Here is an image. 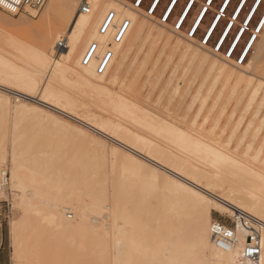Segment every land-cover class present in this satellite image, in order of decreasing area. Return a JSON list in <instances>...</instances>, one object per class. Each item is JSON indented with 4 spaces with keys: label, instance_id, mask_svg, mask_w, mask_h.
<instances>
[{
    "label": "bare ground",
    "instance_id": "6f19581e",
    "mask_svg": "<svg viewBox=\"0 0 264 264\" xmlns=\"http://www.w3.org/2000/svg\"><path fill=\"white\" fill-rule=\"evenodd\" d=\"M84 1L90 6V11L87 14L78 13L77 0H49L44 7V20L57 17L64 26H68V29L63 28L60 31V33L64 32L63 41L65 42L64 50L65 48L66 50L59 59L55 60L50 56L54 50L57 36L50 29L43 34L40 50L35 51L28 46H15V49L19 51L17 60L30 68L34 80L38 74L45 77L44 81L41 82L38 94L36 96L31 95L28 90L20 85L15 74L4 70L1 65L0 87L19 97L13 105L17 118L19 116L22 118L29 112L25 104L30 99H35L49 110L64 113L96 132L111 137L117 144L110 147V158L114 159L118 155L121 157V163L117 171L115 166L111 165L110 172L108 171L110 175L112 174L110 181L107 178L108 175L105 177V173L99 170L101 164L95 168L96 163L93 166L97 170L93 171L92 174L83 176L79 172L81 170L76 169L77 163L70 162L67 158L70 156L67 155L66 157L62 152L63 150L59 149L61 146L54 143L57 147H39L40 139L38 137L40 133L38 132L40 129H34L30 127L31 125H28L29 127L24 125L23 120L14 121L10 129L5 128V132H2L0 136V176L4 171L8 174L3 199L9 197H7L9 190L13 207L20 210L19 218L9 224V235L16 247V258L21 257L23 259L22 263L16 264H34V259L37 260V257L39 259L43 257L45 259L42 258L43 262L50 258L51 262V257L53 256V260L54 255L61 254L63 249L66 252V247L64 246L65 248L63 247L56 254L49 249L51 255L47 250L48 246H45L47 251H41V247L45 244L51 246L49 243L52 240L53 242L57 240L58 242L63 241V245L66 243L71 245L70 247H75L79 246L80 242L83 243L84 239V242L89 239L97 243L99 249L101 248L98 251L103 256L97 250L95 251L96 255L97 253L100 254L103 257H100L101 260H105L107 257L105 262L108 264H261V261L264 260V244H262L264 241V155L261 153L263 152L261 147L254 150L250 157L246 156L248 154L241 156L240 162H236L234 158L239 155V150H229L235 155L233 157L235 163L227 156L219 158L217 155L200 154L195 157L181 151L180 154H173L153 147H148L146 150L144 140L111 132L106 128L97 126L90 120L73 114L61 102V96L55 85L62 76L60 74L64 72L63 67L68 60L73 59L78 50L80 51L83 42L90 38V34L99 28L110 12L120 15V21L122 19L129 20L130 27L137 26L138 30L147 29L152 34L155 32L154 26L157 25L153 11L151 15L147 13V17H144L141 7L134 10V6H131L127 0ZM161 1L159 0V4ZM179 1L172 0L169 2L166 7L171 12L164 10L163 16L169 17L170 15L171 17ZM197 1L189 0L184 6L183 12L187 18ZM152 2L155 3L156 0H152ZM190 5L192 7H189ZM157 8H155V12ZM204 9H208V12L212 11V6L209 8L204 1V5L200 9L201 16L196 15L195 20L205 19L207 14H203ZM28 12L30 14L35 11L29 10ZM257 12L249 13L253 16L251 24ZM219 15L226 17L224 13H219ZM179 16L180 19H177L176 24L184 26L186 22L184 15L180 13ZM140 17L144 19L140 20ZM168 20L164 19L162 21L164 24L160 25L163 30L166 29L169 32L167 33L168 36L166 34V42L172 41L170 33L174 34L167 29ZM212 23L216 22L211 20L209 25ZM220 23L221 21L219 25ZM201 24L192 23L191 27L199 30ZM251 24L244 25L246 31H249L248 27ZM209 25L207 29L213 36L217 28L213 30ZM255 27L259 29L258 24ZM182 28L177 27L178 34H174L177 36V39L173 37L175 40L172 41L174 50H178L181 46L182 35L180 30ZM224 30L229 31L230 34L232 32L226 28ZM246 31L243 33V38ZM230 34L222 45L216 39L215 43L216 45L219 44V52L224 48ZM253 34L255 39L248 38L238 55L239 58H243L240 65L233 61L232 56L221 58L219 52L218 54L215 51L209 52L208 44L211 39L209 40L205 36V32L203 34L205 42L202 41L203 43L197 46L195 35L191 33L190 39L186 41V44L184 43V48L181 50H183V55L189 53L192 61L198 57L200 59L199 64L197 63L198 69L206 66L208 76L215 72L217 78L222 75L227 78L234 77L236 85L231 87V94L228 97L238 91L236 89H238L237 86L240 82V85L245 82L240 95L241 97L250 96V105L256 100L255 116H257L256 113L264 108V31H254ZM158 35L163 38L164 31H159ZM258 35L262 39L259 46L258 43L256 44ZM243 38L239 41L232 38L230 44L235 45V47L228 45L227 51L230 49L231 54H235ZM221 39L224 38L221 37ZM120 44L121 42L117 45L120 46ZM200 49L202 50L201 53ZM252 51L253 55L250 57ZM250 58H252L251 62ZM248 59L250 67L248 68V63L242 67L246 61L248 62ZM245 69L251 73L248 79H245ZM199 73L197 71V74ZM208 76L206 75V78ZM201 88L200 86L197 89V96L202 92ZM221 88L209 106L202 124L198 127L202 133L205 130L203 129L204 124L209 118L214 119L211 126L213 130L222 120L223 112L224 115L226 114L225 106L223 108L222 104L219 103L224 85ZM209 95L207 93L205 97L203 96L200 108L194 113L192 122L195 123L201 115ZM191 107V104L187 106L185 115H190ZM0 108L3 111H8L10 108L9 103L1 95ZM213 113L215 115L212 116ZM35 118L37 120L40 118L39 113L35 114ZM254 118L248 122L245 132L248 133L253 129ZM231 119L230 116L223 124V130L231 127ZM259 121L260 124L254 128L253 136L260 134L264 128L262 127L264 116ZM43 135L41 136L43 137ZM80 135L103 147V143L86 130L80 128ZM4 141H8V156L2 147ZM260 143L264 146V140ZM249 148L252 151L251 144ZM246 160L250 161V167L246 165ZM7 163L8 169L1 168L3 164ZM101 173L103 176L98 177L97 175ZM79 182H83L84 185L81 186ZM107 182L108 186L111 187L110 194V191L108 192L106 189L108 188L105 185ZM201 198L211 201L214 207L210 211L207 210ZM153 201L154 204H151L150 202ZM212 210L221 214L228 212V217L233 221L236 243L228 252L217 249L210 240L209 225L212 221L210 216ZM233 210L242 211L256 218L263 225L259 232L260 254L253 261L246 260L242 256L247 231L233 214ZM42 244L43 246H40ZM73 249L69 250V253ZM63 256L65 257V253ZM98 260L99 264H103L104 261L102 260L100 263L99 257ZM38 261H35V264H38Z\"/></svg>",
    "mask_w": 264,
    "mask_h": 264
},
{
    "label": "rangeland",
    "instance_id": "374dc122",
    "mask_svg": "<svg viewBox=\"0 0 264 264\" xmlns=\"http://www.w3.org/2000/svg\"><path fill=\"white\" fill-rule=\"evenodd\" d=\"M48 1L49 0L46 1L41 10L30 13L29 15L11 16L0 11V65L4 70L13 72L20 85L33 96L38 94L41 82L44 81L45 77L42 74H38L36 80H34L30 73V68L17 60L19 51L15 49V46H28L35 51L40 50L42 47L43 34L46 30L50 29L57 35L54 50L50 56L52 59L57 60L63 55L66 48L65 50L64 47L57 49V44L58 40H63L64 38V32L60 33V31L63 28L68 29V26H64L57 17L44 20L45 16L43 15V11ZM127 1H129L128 3H130L131 6L133 5L132 0ZM188 1L189 0H180L167 22V29L174 32V34H178V31L176 30L177 27H173V23L176 24L177 17ZM204 1L205 0H198L195 3L183 28L180 30L182 35V40L180 41H182L183 44L181 42L180 49L178 48V50H174L172 43V41L174 42V40L177 39V36L170 33L172 41L166 42L167 33L169 32L166 31V29L163 30L160 26L164 24L162 23L163 18L161 14L164 12L169 0H162L155 12L154 17L157 25L154 26V34L147 29L138 30L137 26H131L127 30L128 32L125 34L126 37L124 36L125 38L120 46L113 43L112 40L114 29L120 23V15H115L116 18L113 22V27L109 29L107 34L100 35L98 28L94 33L90 34V38H88L86 42H83L80 51H77L73 59L66 62L63 67L64 72L60 74L62 76L55 85L56 90L61 96V102L65 104L73 114L86 118L97 126L106 128L111 132L122 133L124 135L133 136L136 139L144 140L146 142V150H148V147H153L169 151L173 154H180L181 151L195 157L200 154H205L206 156L217 155L219 158L227 156L234 163L235 161L240 162L241 156L243 155L248 154L246 156L250 157V155H253L254 150H258L260 147L263 149L261 153L264 155V146L260 143L264 140V128H262L263 130L261 129L262 131L260 130L261 132L260 134L258 133L257 136H253L254 134H252L254 128L260 124L259 119L264 116V108L263 110L261 108V111H258L261 113L257 112V116H255V111L257 109L256 100L250 105V96L245 95L241 97L240 94L243 91L242 89L245 86V82L242 81L243 83L241 85L240 82L237 86L238 89H236L238 91H235L234 94L228 97L231 94L230 89L236 85V79L234 77V79L232 77L231 79L222 75L217 78L215 72L210 73L208 76L206 66L200 68L201 70L198 69V61H200L198 57L196 58L197 60L195 59V61H192L193 59L189 53L186 55L182 53L183 50L181 49L184 48V45L187 43L186 41L190 39V32L187 30L195 19L197 12L203 7ZM80 2H84V0H77V11L79 10ZM148 3L149 0H144V6L141 7L144 17H147L146 14L148 12L145 14V9ZM219 4L220 0L214 1L212 11L207 13L196 33L195 38L197 46L203 43L201 36H203L205 29H207L213 15L216 14L217 5ZM248 4L251 5V0L248 1ZM233 7H235V0H232L227 11L229 13L232 12ZM263 11L264 7H261L257 12L254 21L248 27L249 31H246L238 50L232 58L233 61H236L246 40L254 37L252 25L256 26V21L260 18ZM244 12H248L247 7L244 9ZM241 18H243V14H241ZM142 19L144 18L140 17V20ZM224 19H227V16ZM223 27L224 23L221 21L208 44L209 52L214 51L213 44H216L217 36L220 35V29ZM159 31H164L165 35L163 38L158 35ZM234 34L235 31L232 30L224 48L219 52L221 58L225 56V52L227 53L228 45ZM173 37L175 39H173ZM261 41L262 39L258 35L256 44L258 43L259 46ZM91 43H97L99 50L95 56L96 58L86 66H83L81 64V59ZM169 44H172V46H169ZM107 48L113 53V57L106 71L98 75L95 71L96 61ZM199 51L200 53L202 52L201 49ZM252 55L253 51L250 57ZM252 58H250V62ZM247 63L249 68V59L242 67H245ZM197 71L198 73L200 72V75L197 74ZM244 71L246 75L245 79L250 78V71L247 69ZM206 75L208 76L207 78ZM204 81L205 83L203 84ZM223 85L224 88L220 95L219 103L222 104V107L225 106L226 114L224 115L223 112V115H221L222 120H220L218 126L213 130L211 126L213 125L214 119L209 118L206 124H204L203 129L205 130H203L202 133V131L198 130V127L202 124L209 106L212 104ZM200 86L202 87V92L197 96L196 94L198 93L196 91H198L197 89ZM207 93L211 95L208 96L206 101L207 104H205L201 115H199L194 123L192 122L193 116L195 115L194 113L200 108L203 96L205 97ZM0 95L5 98L10 107L8 111H3L0 108V114L3 115H0V136L2 132H5L6 129H10V127L13 126L14 121L23 120L24 125H31L30 127L34 129H40L38 132L40 133L38 137L40 139L38 142L40 143L38 144L39 147L48 148L50 146L53 148L54 146L57 147L56 145L61 146H58L59 149L63 150L62 152H64L63 154H65L66 157L67 155L70 156L67 157L70 162L73 164L77 163L76 169L81 170L79 172L83 176L92 174L93 171L95 172V170H97L95 168H98L101 164L99 170L105 173V177L108 175L107 178L110 181L112 177V174H109L111 165L115 166L114 168L116 171L119 169L121 157L117 155L114 159L112 157L110 158V147H114L117 144L111 137L96 132L64 113L51 111L47 107L40 105L35 99H30V101H27L25 104L29 112L25 114V116H22V118L21 116L17 118L13 110V105L19 97L15 96L10 91L1 89V87ZM192 101L193 104L191 103ZM190 104L192 105L190 110L191 113L190 115H185V109ZM37 113H39L40 117L38 120L35 118V114ZM213 115L215 114L213 113L212 116ZM227 115L232 118L230 122L231 127L227 130H223L222 126L229 118H227ZM252 118H254L252 123V127L253 125L254 127L247 133L245 132L247 130V124ZM32 122L34 125L31 124ZM39 124L42 125L40 126ZM38 125L39 128L37 127ZM263 125L264 123L262 127H264ZM80 128L86 130L89 134L100 140L103 143V147L82 137L80 135ZM113 134L115 135L116 133ZM41 135H43V137ZM244 138L245 140L243 141ZM41 139H45L44 141H46L47 144ZM54 143H56V145H54ZM250 144L252 146V151L249 150ZM2 147L6 150L8 156V141H4ZM236 149L239 150L238 153L239 155L241 154L240 156H235L229 151ZM233 157L236 159L235 161ZM99 161L103 162L100 163ZM245 163L250 167V161L246 160ZM8 167V163L1 166L3 169H8ZM101 175L103 176L102 173L97 176L101 177ZM79 184L82 186L83 182H79ZM105 185H107L106 187L108 188L106 189L108 192L110 191V194L111 187L108 186V182ZM7 197V199H4L5 202L0 209V264H14V260L16 263H22L23 259L21 257L16 258V247L9 235V224L11 221L19 218L20 210L13 207L10 201L9 190L7 191ZM150 203L154 204V201ZM210 216L212 220L216 219L225 222L227 221L228 212L221 214L212 210ZM84 240L83 243L80 242L81 244L79 243V246L77 245L75 247H70L71 245L66 243L63 245L62 240V242H58L57 240L53 242L52 240L49 243L51 246L46 244L44 246L43 244L40 245L43 246L41 247L42 249L40 248L41 251H49V249H51L54 254L60 252L65 246L67 253L65 249H63L61 254L57 253V255H61L62 258L61 256L54 255L53 260L52 256L50 262V258L47 259V257L46 259L48 261H44L45 263L43 262V260H45L43 257V260L41 257L40 259L37 257V260H39L38 264H40V262L41 264H99L98 257L100 260L103 258L100 256L101 252L98 251L101 248L99 249L96 242L86 239L87 242L85 241V243ZM66 245L69 246L67 247ZM45 246H48L47 250ZM72 248L76 250L73 249L74 252L70 251L69 253V250H72ZM96 250L98 253L100 252V254L97 253L96 255ZM64 253L65 257L63 256ZM106 259H102L104 261L103 264H108V262H105ZM34 260L37 262L36 259Z\"/></svg>",
    "mask_w": 264,
    "mask_h": 264
},
{
    "label": "built area",
    "instance_id": "2783aa9c",
    "mask_svg": "<svg viewBox=\"0 0 264 264\" xmlns=\"http://www.w3.org/2000/svg\"><path fill=\"white\" fill-rule=\"evenodd\" d=\"M46 3V0H0V11L6 13L11 16H18L20 14L29 15L30 11L38 12ZM90 8L89 5L84 1L80 2L78 12L83 14L89 13ZM152 10L148 11V14L151 15ZM115 13L110 12L108 16L105 18L103 23L99 27V34L105 35L108 33L109 29L113 27V22L115 20ZM165 18H163L164 20ZM178 25V24H177ZM130 27V21L127 19H122L120 23L115 27L112 40L113 43L122 42L127 30ZM191 35V32H190ZM205 42V40H203ZM65 46V42L63 40L59 41L57 44V49H60ZM219 44L216 45L214 51L216 53L218 50ZM99 50V46L97 43H91L88 47L86 53L81 59V64L86 66L93 59H95L96 54ZM222 50V49H221ZM220 50V51H221ZM225 56L229 58L230 56H234L231 54V50L229 49L227 53L225 52ZM113 57V53L107 48L105 49L99 58L96 61L95 71L98 75L103 74ZM242 57H237L236 63L240 65L242 63ZM7 178L8 174L4 171L0 176V197H3L6 192L7 186ZM5 200L0 198V209L2 208ZM233 214L236 216L242 227L247 231V235L245 237V243L242 248V256L246 260H255L260 254V238L259 232L263 225L256 218L249 216L248 214L233 210ZM228 233H232L231 236ZM209 236L212 244L219 250L228 252L232 250L236 243V234L233 226V221L227 217V221L222 222L219 220H212L209 225Z\"/></svg>",
    "mask_w": 264,
    "mask_h": 264
},
{
    "label": "snow or ice",
    "instance_id": "6c2138e0",
    "mask_svg": "<svg viewBox=\"0 0 264 264\" xmlns=\"http://www.w3.org/2000/svg\"><path fill=\"white\" fill-rule=\"evenodd\" d=\"M169 2H172V0H169ZM205 3L208 4L209 8H211L212 4L214 3V0H205ZM232 0H220V4L217 5L216 14L213 15L212 20L216 23H212L209 25L210 28L213 30L219 27V22L223 21L224 27L220 29V35L217 36V41L220 42L222 45L224 40L227 39L228 35L230 34L229 31H225L224 29L234 30L235 34L233 35V39L236 41H239L243 38V33L246 31L244 25L245 24H251V21L253 19L252 15H249V13H255L259 11L261 7H264V0H251V5L248 4V0H235V7L232 8V12H228V7L231 5ZM132 4L134 6V10L139 7L144 6V0H132ZM159 7V0H156L155 3L152 2V0H149V3L147 5V8L145 9V14L149 11H153V15H155V8ZM189 7H192L191 5ZM248 8V12H244L245 8ZM165 11L171 12L170 9L167 7L165 8ZM208 9L203 10V14H207ZM219 13H224L227 16V19H224V16L219 15ZM241 14H243V18H241ZM181 15H184V19L186 21L187 16L184 14L183 9L181 10ZM162 18L170 19L169 17H164L163 13L161 14ZM197 16H201V12H197ZM177 19H180V16L177 17ZM193 24H201L203 23V20H193ZM256 23L259 25V29L255 27V25H252L254 31H264V13L261 14V18L257 19ZM173 27H183V25H177L173 23ZM198 29H194L191 26L188 28V32H191L193 35H195V32ZM205 36L208 37V39H211L212 33L208 31V29H205ZM221 37L224 39L222 40ZM254 40L255 37H252ZM201 40H204V36H201ZM230 47H235V45L229 44ZM250 47V46H249ZM213 48H216V44H213ZM3 198V197H0ZM203 204L206 206L207 210H211L214 205L211 201L203 200ZM229 236L232 235V233H228ZM262 244H264V241H262ZM14 264H16L14 260ZM261 264H264V260L261 261Z\"/></svg>",
    "mask_w": 264,
    "mask_h": 264
}]
</instances>
